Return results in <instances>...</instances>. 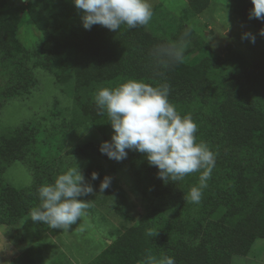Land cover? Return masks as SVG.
Listing matches in <instances>:
<instances>
[{"label": "trees", "instance_id": "trees-1", "mask_svg": "<svg viewBox=\"0 0 264 264\" xmlns=\"http://www.w3.org/2000/svg\"><path fill=\"white\" fill-rule=\"evenodd\" d=\"M229 1L232 11L261 36L264 21L250 18L251 0ZM204 3L190 1L186 18L194 17ZM17 11L0 10V60L10 67L0 90V105L33 85L15 36ZM27 13L42 33V57L36 65L52 73L59 84L73 83L77 124L93 126L102 141L110 140L114 130L107 115L98 114L97 91L115 88L128 79L167 83L170 102L182 116L190 114L196 122L197 141L206 142L216 153L208 186L201 202L194 204L187 194L198 184L199 172L164 182L158 169L137 151H128L127 158L116 161L99 151L102 141L79 147L78 153L89 162L87 176L95 171L103 178L126 166L141 182L142 193L158 201L85 264H156L164 256L173 257L175 264H230L232 255L247 254L256 239L264 238V99L251 85L259 75L264 80V69L259 72L254 65V69L229 70L217 62L220 58L214 51L196 42L184 49L179 63H172L166 54L154 55L153 50L179 44L175 39L144 26H122L116 32L101 25L85 29L83 10L73 0H30ZM35 129L23 124L0 133V226L14 225L29 215L39 204V186L55 180L48 171L20 188L3 177L7 166L23 160L34 145ZM149 232L155 234L149 236ZM40 254L28 248L18 257H23L22 264H44Z\"/></svg>", "mask_w": 264, "mask_h": 264}, {"label": "rangeland", "instance_id": "rangeland-1", "mask_svg": "<svg viewBox=\"0 0 264 264\" xmlns=\"http://www.w3.org/2000/svg\"><path fill=\"white\" fill-rule=\"evenodd\" d=\"M29 1L0 0V10L8 14L18 10L19 26L15 36L23 65L33 77V85L26 92L2 101L0 133L23 124L36 128L34 145L23 160H15L7 166L3 177L9 184L21 188L31 185L36 176H44L48 171L56 178L69 168L79 167L94 192L81 197L89 200L90 206L69 229H50L29 215L14 225L0 226V264H22L24 260L20 256L15 263L11 261L14 250L7 249V243L16 252L23 251L22 254L28 248L41 252L44 264H85L118 233L139 222L158 201L142 193L141 182L126 166L106 174L112 177V184L103 193L99 192V183L104 177L93 181L87 176L89 162L77 150L88 141L101 142L102 137L95 127L83 126L74 120L72 81L59 84L52 73L36 65L42 57L39 51L42 33L27 13ZM190 1L151 0L153 17L144 27L186 44L185 48H192L195 42L209 47L220 58L217 62L229 70L254 69V65H258V71H263L264 37L255 35V28L232 11L229 0H204L205 7L187 19L185 11ZM246 33L255 36V43L244 38ZM9 69L0 60V90L9 78ZM261 77L259 75L251 85L264 99ZM115 208L125 212L127 217ZM3 247L7 251L2 250ZM230 264H264V238L256 239L247 254L232 255Z\"/></svg>", "mask_w": 264, "mask_h": 264}, {"label": "clouds", "instance_id": "clouds-1", "mask_svg": "<svg viewBox=\"0 0 264 264\" xmlns=\"http://www.w3.org/2000/svg\"><path fill=\"white\" fill-rule=\"evenodd\" d=\"M83 10L82 25L90 30L101 25L112 31L122 26L135 28L147 26L153 17L151 0H73ZM250 18L264 21V0H251ZM264 36V29L259 31ZM255 43V36L244 34ZM186 44L157 46L154 55L166 54L172 63L182 60ZM167 83L153 85L143 80L128 79L115 88H101L94 97L99 115H107L113 128L110 140L102 141L99 151L108 158L121 161L128 151L143 154L150 166L158 169V177L176 182L187 175L199 172L198 184L192 186L187 199L199 204L203 189L208 185L215 167L216 153L204 141H197L198 126L190 114L181 115L169 100ZM99 179L91 172V180ZM112 184L105 175L99 183L103 193ZM94 189L79 167L69 168L57 175L54 182L38 188L39 204L29 216L50 229H69L84 215L89 200L78 197L92 194ZM155 233L149 232V236ZM156 264H175L173 257L164 256Z\"/></svg>", "mask_w": 264, "mask_h": 264}, {"label": "crops", "instance_id": "crops-1", "mask_svg": "<svg viewBox=\"0 0 264 264\" xmlns=\"http://www.w3.org/2000/svg\"><path fill=\"white\" fill-rule=\"evenodd\" d=\"M2 226H6V225H2ZM0 235H1V234H0ZM1 236H2V235H1ZM3 237L5 238V236H3ZM7 245H9V246L7 247V249H10V250L12 249V250H14V254L12 255V257H10V260H11V261H13L15 258H17V257L23 252V251H21V252H18V251H17V252H16V249H14V247H13L12 245H10V244H8V243H7ZM5 249H6L5 247L2 248V250H5ZM7 249H6V251H7ZM6 251H5V252H6Z\"/></svg>", "mask_w": 264, "mask_h": 264}]
</instances>
